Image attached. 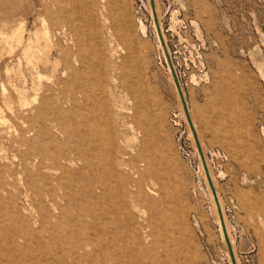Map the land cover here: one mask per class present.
Listing matches in <instances>:
<instances>
[{
    "label": "rangeland",
    "instance_id": "rangeland-1",
    "mask_svg": "<svg viewBox=\"0 0 264 264\" xmlns=\"http://www.w3.org/2000/svg\"><path fill=\"white\" fill-rule=\"evenodd\" d=\"M156 5L228 236L255 227L237 264H264V0ZM187 121L149 0H0V264H232Z\"/></svg>",
    "mask_w": 264,
    "mask_h": 264
},
{
    "label": "water",
    "instance_id": "water-1",
    "mask_svg": "<svg viewBox=\"0 0 264 264\" xmlns=\"http://www.w3.org/2000/svg\"><path fill=\"white\" fill-rule=\"evenodd\" d=\"M150 3H151V6H152L154 21L156 23L157 29H158L160 37H161L162 34L160 32V28H159V24H158V20H157L154 0H150ZM162 44L164 46V50H165V54H166V57H167V60H168V64H169V66H170V68L172 70V75H173V78H174V82H175V85H176V87L178 89V93H179L181 101H182L184 112H185V115L187 117L188 123L190 125V129L192 130V133H193V136H194V140H195L196 146L198 148V152H199L200 158H202V163H203L204 168H205L206 176L208 178V182L210 184V187H211V190H212V193H213V196H214V200H215V203H216V206H217V210H218L219 218H220V221H221L222 229H223V232H224L225 242H226V245H227L228 253L230 255V259L232 261V264H237L236 256H235L234 251H233L234 249H233L231 240H230V238L228 236V233L226 231V226H225V222H224V218H223V213H222V210H221V207H220V203H219V200H218L217 191H216V189L214 187V184H213V182L211 180L208 168L206 167V163H205V160H204V156H203V152H202V149H201L200 141H199L198 135H197V133L195 131V128L193 126V123L191 121L190 111H189V108H188L187 103H186V98H184V95H183V92H182V88H181V85L179 83V79L177 78V75H176V73L174 71L170 56H169V54H168V52L166 50V46L163 43V41H162Z\"/></svg>",
    "mask_w": 264,
    "mask_h": 264
},
{
    "label": "crops",
    "instance_id": "crops-1",
    "mask_svg": "<svg viewBox=\"0 0 264 264\" xmlns=\"http://www.w3.org/2000/svg\"><path fill=\"white\" fill-rule=\"evenodd\" d=\"M248 191H249L248 189H242L240 187L237 188L236 186H234L233 188L230 189L228 193V198L230 197L234 198L237 203L238 201H240L239 195L243 193L245 195H250L253 193L252 191L250 192ZM247 210L248 208L242 206L239 208L238 212L235 211L233 212L234 213L233 217L235 216V224L242 222V224L241 223L238 224V227L241 228L242 230L234 234L237 240L236 246L233 244L232 237H231V241L235 253L237 252V254H240L242 256L251 255L254 260L255 259L254 256H256V254L259 253V247L255 250V244L257 245L255 239L256 238L255 229H254L255 227L250 223L248 224L249 226H247L245 221Z\"/></svg>",
    "mask_w": 264,
    "mask_h": 264
},
{
    "label": "bare ground",
    "instance_id": "bare-ground-1",
    "mask_svg": "<svg viewBox=\"0 0 264 264\" xmlns=\"http://www.w3.org/2000/svg\"><path fill=\"white\" fill-rule=\"evenodd\" d=\"M149 2H150V0H149ZM154 4H155V10H156V15H157V20H158V24H159V28H160V20H159V12H158V8H157V5H156V0H154ZM150 12H151V14H152V17H153V11H152V6H151V3H150ZM153 20H154V17H153ZM154 24H155V28H156V31H157V36H158V38H159V41H160V43H161V46H162V48L164 49V46H163V44H162V41H163V43L165 44V39H164V36H163V33H162V30H161V28H160V32H161V34H162V36L160 37V34H159V31H158V29H157V26H156V23H155V21H154ZM22 29V28H21ZM20 28L19 29H17L14 33H13V35H12V37H10V38H8V39H6L7 40V42L9 41V43H10V41L13 43V42H16L17 44H21L22 42H23V34H22V31H20L21 30ZM47 32V31H46ZM46 32H44V34H43V39L46 41V46H49L50 45V40H49V37H48V32L46 33ZM144 32V31H143ZM42 35V34H41ZM36 38H37V40L39 39V35L37 34L36 35ZM11 44V43H10ZM12 46V45H11ZM166 50H167V48H166ZM24 51H25V56H27L28 54H30L31 52H32V45H31V43L28 41L27 42V45L25 46V49H24ZM37 50H35V52H36ZM164 52H165V50H164ZM167 52H168V50H167ZM26 53H27V55H26ZM37 53V52H36ZM169 54V53H168ZM34 55V54H33ZM40 54H38L37 56H39ZM29 56V55H28ZM31 56H32V54H31ZM34 57V56H33ZM165 57H166V54H165ZM27 58H29V57H27ZM39 58V57H38ZM30 59V58H29ZM166 59H167V57H166ZM36 61V60H35ZM168 61V60H167ZM43 62V61H42ZM46 62V61H45ZM33 67V66H32ZM169 68H170V66H169ZM170 72H171V78H172V80H173V83H174V86H175V90H176V93H177V95H178V98H179V100L181 101V98H180V95H179V93H178V89H177V87H176V85H175V82H174V78H173V75H172V70H171V68H170ZM43 79V78H42ZM183 92V91H182ZM184 95V94H183ZM26 99V98H25ZM182 102V101H181ZM191 116V115H190ZM191 120H192V116H191ZM188 122V121H187ZM4 127H5V125H4ZM113 139V138H112ZM201 167L204 169V171H205V168H204V165H203V163L201 162ZM207 168H208V166H206ZM211 180H212V182H213V184H214V187H215V182H214V180H213V178L211 177ZM206 181H207V183H208V186H209V188H210V190H211V187H210V184H209V182H208V179H207V177H206ZM212 191V190H211ZM213 194V193H212ZM214 197V196H213ZM215 203V202H214ZM221 204V203H220ZM215 210H216V213H217V220H218V222L221 224V221H220V218H219V214H218V210H217V207L215 208ZM224 218V217H223ZM224 222H225V219H224ZM221 228H222V225H221ZM227 231V230H226ZM222 232H223V229H222ZM223 234H224V232H223ZM225 238V237H224ZM226 243V242H225ZM232 262V261H231Z\"/></svg>",
    "mask_w": 264,
    "mask_h": 264
}]
</instances>
